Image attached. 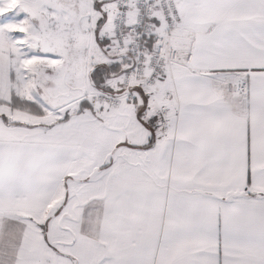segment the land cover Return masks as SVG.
Returning a JSON list of instances; mask_svg holds the SVG:
<instances>
[{"label": "snow or ice", "instance_id": "snow-or-ice-1", "mask_svg": "<svg viewBox=\"0 0 264 264\" xmlns=\"http://www.w3.org/2000/svg\"><path fill=\"white\" fill-rule=\"evenodd\" d=\"M0 264H264V0H0Z\"/></svg>", "mask_w": 264, "mask_h": 264}]
</instances>
